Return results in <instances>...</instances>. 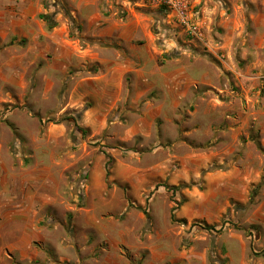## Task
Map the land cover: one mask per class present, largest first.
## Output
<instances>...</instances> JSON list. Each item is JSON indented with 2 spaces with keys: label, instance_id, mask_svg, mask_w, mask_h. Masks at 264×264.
Returning a JSON list of instances; mask_svg holds the SVG:
<instances>
[{
  "label": "rangeland",
  "instance_id": "374dc122",
  "mask_svg": "<svg viewBox=\"0 0 264 264\" xmlns=\"http://www.w3.org/2000/svg\"><path fill=\"white\" fill-rule=\"evenodd\" d=\"M218 3L211 26L201 19L202 39L157 8L140 58L152 83L139 84V106L150 108L127 143L120 135L136 117L110 115L113 126L95 135L76 121L84 107L65 110L72 76L87 69L44 79L48 42L32 51L29 38L0 30V253L15 257L25 236L56 256L73 245L85 256L72 264H264V0ZM99 157L106 189L87 195ZM120 161L139 168L133 184L112 178Z\"/></svg>",
  "mask_w": 264,
  "mask_h": 264
},
{
  "label": "crops",
  "instance_id": "0c3cea01",
  "mask_svg": "<svg viewBox=\"0 0 264 264\" xmlns=\"http://www.w3.org/2000/svg\"><path fill=\"white\" fill-rule=\"evenodd\" d=\"M59 1L64 12H70L68 24L62 17L64 12L59 7ZM218 2L220 0H191L193 5L201 8L202 12H196L202 14L201 19L207 27L213 24L219 12ZM158 6L161 5L151 0H0V30L5 36L29 38L32 51H35V45L41 41V37L48 42L52 48V56L48 59L44 55L46 53L40 54L46 61L39 72V76L44 79L59 80L60 76L65 75L68 82L73 70L80 69L81 66L84 71L87 69L82 77L72 76L70 82L75 83V86L71 89L65 110L84 107L81 128L88 129L95 135L113 126L111 124L115 122L108 120L110 115L136 117L127 119L123 134L120 135V140L127 143L141 132L138 117L141 113L146 115L150 108L147 103L140 110L139 100L144 91H141L139 84L152 83L148 75L147 59L142 60V65L140 63L141 53L143 59L146 58L155 37V33L151 31V22L157 8H161L172 19V14L165 7ZM55 7L58 8L57 11H54ZM42 12L53 14L56 26L48 29L46 21L39 16ZM173 23L176 28H180L174 21ZM40 56L35 54L36 58ZM66 129L67 126L63 123L52 124L49 127L52 141L57 140ZM138 169L120 161L114 168L112 178L123 185L133 184ZM139 177L143 182L142 186L149 180L147 171ZM38 178L48 180L45 174H40ZM103 179V159L99 157L91 168L86 186L87 195H101L106 189ZM106 207L113 209L108 204ZM125 233L123 230L119 235ZM35 240L37 241L35 238L22 236L19 242L10 247L19 252L15 257L9 253H0V260H4L0 264H42L45 260L72 264L74 260L79 261L85 256L82 253L76 254L73 245L70 246L73 252L62 251L56 256L49 245L44 246L41 241Z\"/></svg>",
  "mask_w": 264,
  "mask_h": 264
},
{
  "label": "built area",
  "instance_id": "2783aa9c",
  "mask_svg": "<svg viewBox=\"0 0 264 264\" xmlns=\"http://www.w3.org/2000/svg\"><path fill=\"white\" fill-rule=\"evenodd\" d=\"M165 7L173 21L191 37L202 39L204 27L198 12L191 10V0H151Z\"/></svg>",
  "mask_w": 264,
  "mask_h": 264
},
{
  "label": "trees",
  "instance_id": "16d2710c",
  "mask_svg": "<svg viewBox=\"0 0 264 264\" xmlns=\"http://www.w3.org/2000/svg\"><path fill=\"white\" fill-rule=\"evenodd\" d=\"M39 16H40V18H42L43 20L46 21L48 29H51L54 26H56V21H54L53 14H50V13L46 12V13H40ZM82 113H83V110L79 111L77 113V115H75L77 122L82 118ZM82 130H86V129L83 128ZM87 175H88V173L83 174L81 179L85 180ZM176 208H177V206H173L172 209H171V219L173 221H178V219L175 216ZM207 228H209V229L212 228L211 230L216 231V232H219L221 230V229H216L215 227H207Z\"/></svg>",
  "mask_w": 264,
  "mask_h": 264
}]
</instances>
